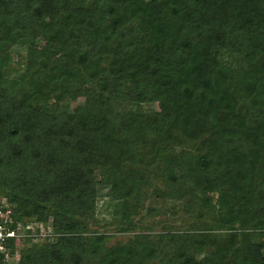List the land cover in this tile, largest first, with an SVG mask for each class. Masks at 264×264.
<instances>
[{
  "label": "trees",
  "instance_id": "obj_1",
  "mask_svg": "<svg viewBox=\"0 0 264 264\" xmlns=\"http://www.w3.org/2000/svg\"><path fill=\"white\" fill-rule=\"evenodd\" d=\"M147 186L252 232L221 251L188 231L88 232L97 188L122 231ZM0 194L50 229L10 264H264V0H0Z\"/></svg>",
  "mask_w": 264,
  "mask_h": 264
},
{
  "label": "rangeland",
  "instance_id": "obj_2",
  "mask_svg": "<svg viewBox=\"0 0 264 264\" xmlns=\"http://www.w3.org/2000/svg\"><path fill=\"white\" fill-rule=\"evenodd\" d=\"M11 67L17 69L21 59L24 57L22 52L11 51ZM13 69H11L13 71ZM72 106V104H71ZM152 106H150V109ZM156 107V106H155ZM154 107V108H155ZM153 108V109H154ZM71 109V107H70ZM146 109H149L146 107ZM155 185L160 188L159 181H150V186ZM146 187L145 199L142 202V208L137 215L132 217L133 229L118 230L115 221L119 218L120 204L111 200L108 188H97V200L94 219L96 224H91L88 228V232H100L108 236L107 245H113L116 243H124L134 233L144 232L147 234H156L159 232H187L189 234L200 235L201 241L205 243L208 249H222V237L227 233H234L236 241L246 233L252 232L251 230L241 229L237 226H231L229 228H220L213 223L208 215L202 214L197 217L198 207H200L199 200L202 198L199 193H191L190 189L184 190L183 199L180 201H170L163 197H152V188ZM192 195H195L192 198ZM217 194H213L211 203L215 204L217 200ZM205 225L201 229H196L200 225ZM195 225L196 227L189 228ZM49 227L43 228L45 238L48 237ZM39 232V231H38ZM209 236V238H208ZM50 238V237H49ZM42 241V240H41ZM36 244L40 243V239L35 240ZM222 257L221 253H217ZM17 258H13L12 263L16 262Z\"/></svg>",
  "mask_w": 264,
  "mask_h": 264
},
{
  "label": "built area",
  "instance_id": "obj_3",
  "mask_svg": "<svg viewBox=\"0 0 264 264\" xmlns=\"http://www.w3.org/2000/svg\"><path fill=\"white\" fill-rule=\"evenodd\" d=\"M44 237L40 223L15 221L11 205L0 194V264H10L14 257L18 258V250L24 239L30 238L32 242H35L37 239L41 241ZM10 244L13 251L11 255Z\"/></svg>",
  "mask_w": 264,
  "mask_h": 264
}]
</instances>
